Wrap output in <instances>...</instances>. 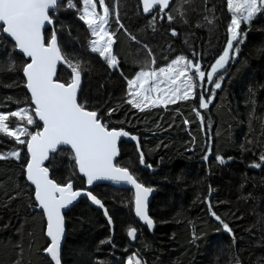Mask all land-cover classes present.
I'll list each match as a JSON object with an SVG mask.
<instances>
[{"label": "trees", "instance_id": "16d2710c", "mask_svg": "<svg viewBox=\"0 0 264 264\" xmlns=\"http://www.w3.org/2000/svg\"><path fill=\"white\" fill-rule=\"evenodd\" d=\"M123 1L120 28L116 0H104L111 8L117 68L91 51V31L80 19L82 0H71L75 7L64 1L52 18L63 55L82 62L79 103L97 111L109 129L141 139L147 166L156 172L142 170L137 148L127 143L121 145L117 166L157 191L150 207L156 227L150 232L138 223L133 191L94 188L114 229L103 213L82 200L65 217L63 264H128L133 258L140 264H264V11L240 24L243 42L234 44L238 51L207 109L199 107L197 95L141 110L129 103L133 90L128 81L142 70L167 67L180 56L209 71L227 49L232 15L227 0H174L170 9L150 17L144 15L140 0ZM165 13L174 19L169 21ZM25 63L0 33V112L29 109L36 123L19 125L41 131L25 89ZM10 64L14 70H7ZM70 78L61 68L57 80L67 84ZM17 121L9 116L5 123L15 130ZM14 149L20 150V160H0V264H51L44 256L49 246L46 222L43 214L34 212L35 191L26 180V146L0 132V154ZM48 168L57 184L71 180L76 190L86 189L71 151L54 155ZM224 224L232 236L223 232ZM130 228L138 233L135 244Z\"/></svg>", "mask_w": 264, "mask_h": 264}, {"label": "snow or ice", "instance_id": "6c2138e0", "mask_svg": "<svg viewBox=\"0 0 264 264\" xmlns=\"http://www.w3.org/2000/svg\"><path fill=\"white\" fill-rule=\"evenodd\" d=\"M59 2L60 0H0V22H2L0 23V33L13 38L16 47L31 58V62L25 63L21 71L26 77L25 86L30 90L31 101L35 105L31 111L39 117L40 121H43L42 131H29L26 126H17L15 130H10L5 123L9 116L18 118V125L21 121L26 125H33L36 123L33 114H30L29 109L26 108L9 114L0 113V132L14 138L17 143L25 145L27 152L31 154L30 162L26 164L27 178L35 185V199L47 216L46 234L50 237L51 242L45 251L50 255L54 264H61L60 245L65 230L64 216L61 210L81 196L80 190H72L71 180L61 186L49 179L48 169L42 167V162L48 158L49 152H55L59 145H70L71 149H74L79 172L87 177L88 184H92L95 180L108 179L117 182L125 181L134 185L135 213L148 226L153 225V220L147 212V199L152 188L137 182L127 168L116 167L113 164V159L118 154L117 141L120 137L129 136V133L122 129H109L107 123L102 122V118L98 117L97 111L88 110L85 104L78 103L77 93L81 83L80 66L82 62L74 58H66L62 54L55 31H52L47 38L44 35L45 25L52 23L50 11L54 14ZM99 3L103 6L102 15L96 11L95 0H82L83 11L80 19L85 21L91 30V35L98 37L90 42L91 51L98 53L109 66L116 68L118 59L116 55L112 54L115 32H109L105 28V25L109 23V8L105 5L104 0H99ZM227 3L229 10L233 13L229 27L231 40L227 43V50L207 73V81L214 83L216 89L221 88L219 81L223 79V74H216L228 62L229 50L238 51L233 48L232 41L243 42L242 33L239 31L241 20L250 22L257 12L264 11V0H227ZM143 5V11L146 13L153 8L159 12L169 8L170 0H143ZM68 7H75L71 0H68ZM115 15L118 19V13ZM165 15L169 21L174 19L170 13H165ZM120 28H123V25H120ZM118 30L116 29V31ZM173 34H175L174 30ZM58 63H63L70 70L71 78L67 84L54 79ZM152 63H155L154 58ZM189 67L195 69L199 81L205 80L206 73L201 70L199 63L194 64L186 57L180 56L173 60L168 67L159 68L158 73L155 70L140 71L134 79L128 81V84L130 88L137 86L141 90L144 89V84L148 83L149 78L156 80L157 88L159 84L165 83L163 78H166L171 84H175L177 79L186 76ZM14 69L15 65L10 64L7 70ZM213 76H216L215 81ZM186 79L187 84L182 92L180 86L168 89L175 99L193 98V93L197 88L195 78L188 76ZM141 81L143 82L141 83ZM139 95H141L139 91L133 93L134 97ZM200 96L199 107L207 109L214 94L210 92L207 100L204 99L203 93ZM147 99V96H143L139 102L132 100L129 103L143 110L142 104ZM169 102H175V100ZM153 103L155 102L153 101ZM197 115H200L199 112ZM200 119L203 120V117L201 116ZM21 136H27L29 139H21ZM132 139H136V137H132ZM9 158L19 160L20 150L14 149L7 154L0 155V160ZM260 160L264 161V154L260 156ZM220 162L223 163V160L220 159ZM141 163H143V153H141ZM253 166L261 167L260 164ZM85 195L96 205L104 207L102 202L91 192H86ZM105 214H107L106 209ZM212 215L220 220L215 212ZM109 221H111L110 217ZM223 226L229 232L231 231L227 224ZM128 235L135 239L136 229L130 228ZM128 264H140V261L133 258L128 261Z\"/></svg>", "mask_w": 264, "mask_h": 264}, {"label": "water", "instance_id": "95a60500", "mask_svg": "<svg viewBox=\"0 0 264 264\" xmlns=\"http://www.w3.org/2000/svg\"><path fill=\"white\" fill-rule=\"evenodd\" d=\"M64 1H66V0H60V2L58 3V7H59ZM173 1H174V0H170V5H169V8H168V9H170V7L172 6ZM140 2H141V6H142V11H143V7H144V5H143V0H140ZM58 7L56 8V10L58 9ZM157 7H158V6H157ZM168 9H162V11L165 12V11H167ZM56 10H55V11H56ZM155 12H156V8L151 9V10H150L149 12H147V13L143 11L144 15L147 16V17L152 16ZM50 15H52V12H51V11H50ZM0 23H2V22H0ZM43 31H44V35H45L46 31H55V33H56V37H57V42H58V45H59V40H58V35H57V32H56L55 21H54L53 18H52V23H51V24H46V25H45V29H44ZM4 35H5V37H6L8 40H10V41L16 46L15 41H14L13 38H11L10 36H8L7 34H4ZM46 42H47V40H46ZM59 46H60V45H59ZM60 49H61V48H60ZM16 52H17L18 55L23 56L28 62H31V58H29V57H27L26 55H24V54L22 53V51H20V50L18 49V47H16ZM61 52H62V51H61ZM62 54H63V53H62ZM61 68H65L68 72H70V70L66 67V65H64L63 63H58V64H57V69H56V76L54 77V79L57 80ZM23 75H24V74H23ZM24 79H25V81H26V77H25V76H24ZM82 88H83V76H82V73H81V83H80V88H79L78 93H77L78 103H79V96H80V93H81V91H82ZM25 89L27 90V92H28V94H29V96H30V98H31V92H30V90L27 89L26 86H25ZM32 105H33V109H34V107H35L34 102H32ZM98 117H100V114H99V113H98ZM36 118H37L38 123L42 126V130H43V121H40V120H39V117H37V116H36ZM102 122H103V120H102ZM42 130H41V131H42ZM123 131L128 132V131H126V130H123ZM128 133H129V132H128ZM132 137H136V139H132ZM123 143H127L128 145H132V146L136 147V148H137V151H138V154H139V156H140V159H141V153H143V147H142L141 139H140L139 136H136V135H133V134L129 133V136H126V137H120L119 140L117 141L118 154H117V156L113 159V164H114L116 167H118V166H117V161H118V160L120 159V157H121V145H122ZM61 150H68V151H71V152L73 153L74 157H75V151H74V149H71L70 145H59V146L57 147V149H56L55 152H51V151H50L49 154H48V158L42 162V167H46V168L48 169L49 179H52V180H53L52 175H51V172H50V170H49V168H48V164H49V162L51 161V158H52L54 155L58 154ZM26 151H27V148H26ZM27 154H28V162H30L31 154L28 153V152H27ZM75 161H76V159H75ZM76 166H77V169H78V172H79V167H78L77 162H76ZM141 168H142V170L147 171V172H148V171H149V172H152V173H155V172H156V170H154L151 166H150V167L147 166V162H146V160H145L144 153H143V163H141ZM24 170H25L26 180H27L28 184H29V185L34 189V191H35V185H34L30 180H28V178H27L26 168H25ZM129 173H130V171H129ZM130 174H131V173H130ZM79 175H80L82 178H84V179L86 180V182H87V177H86L83 173H80V172H79ZM131 175H132V174H131ZM132 176H133V175H132ZM133 177H134V176H133ZM134 178H135V177H134ZM137 182H138V181H137ZM72 184H73V183H72ZM61 186H63V185H61ZM100 186H109V187H112V188H115V189H119V190H131V191H133V193H134V199H135V187H134V185L129 184V183L125 182V181L117 182V181H112V180H108V179H99V180H95L92 184H88V183H87V187H86V189H85V190H80V191H81V196L77 197L76 200H74V201H73L71 204H69L66 208H64V209L61 210V211H62V214H63V216H64V229H65V230H64L63 237H62V239H61V245H60V260H61V264H63V262H62V254H63V249H64V246H65V243H66V240H67V229H66V218H65V217H66V215H67L72 209H74L77 205H79V203H80L82 200H86V201H88V202L90 203V205H91L92 208H94L95 210H97V211L103 213L104 216H105V218H106L107 221L109 222V225H110V227L112 228V231H113L114 228H113L112 222L109 221V215H108V213L105 214V209H106L105 206H104L103 208H101L99 205H96V204H95V203H94L89 197H87V196L85 195L86 192H91V193L95 196V194L93 193V189H94V188H97V187H100ZM72 190H73V191H77V190L75 189L74 184H73V189H72ZM156 195H157V191H156L155 189H152V192L149 193V195H148V199H147V212H148V216H149V217H150V207H151V205H152V203H153V200H154V198H155ZM34 199H35V196H34ZM97 199H99V198L97 197ZM99 200H100V199H99ZM100 201H101V200H100ZM101 202H102V201H101ZM102 204H103V202H102ZM35 205H36V206H35V208H34V212H38V213L43 214L44 219H45V222H46V232H47V216H46V213L43 211V209H42L41 207H39L38 201H36V199H35ZM103 205H104V204H103ZM134 205H135V203H134ZM134 214H135V217H136L138 223H139L143 228L149 230L150 232H153V231H154V229H155V227H156L154 221H153V225H152V226H148V225H147V224H146V223H145L140 217H138V216L136 215V213H135V206H134ZM150 218H151V217H150ZM151 219H152V218H151ZM228 228H229V227H228ZM223 232H224L227 236H229V237L232 236L231 231L229 232L228 229H225L224 227H223ZM46 239H47V241H48V243H49V245H50V242H51V241H50V237H48L47 234H46ZM137 239H138V233H137V231H136V238H135V239L131 238L132 243L135 244V243L137 242ZM44 256H46V257L48 258V260L51 262V264H54V261L51 260L50 255H49L46 251H45V253H44Z\"/></svg>", "mask_w": 264, "mask_h": 264}, {"label": "rangeland", "instance_id": "374dc122", "mask_svg": "<svg viewBox=\"0 0 264 264\" xmlns=\"http://www.w3.org/2000/svg\"><path fill=\"white\" fill-rule=\"evenodd\" d=\"M95 3H96V11H97V13L102 15L103 14V6L97 0H95ZM105 5L109 8L108 20L110 21L111 8H110V6L108 4H105ZM124 8H125L124 1L123 0H116V2H115V12L118 13V15L123 11ZM82 11H83V9H81L80 15L82 14ZM260 12H257L254 15L252 20H254L260 14ZM230 13H231V15H233V13L231 11H230ZM117 20L120 23V21L122 19L120 17H118ZM84 23H85V21H84ZM241 23L248 24L250 22H246L244 20H241ZM105 28H106V30L111 32V30H110L111 27H110L109 23L107 25H105ZM96 39H98V37L92 36V40H96ZM113 39H114V36H113ZM230 40H231V38H230ZM232 43H233V48H234V44L236 43V41H232ZM112 50H113V45H112ZM229 51H230V56H229L228 62L225 64V67L223 69H220L218 71V73L216 75L222 74L226 70V68L229 66V64L231 63L232 54H233L234 51L233 50H229ZM94 54L99 55L98 53H95V52H94ZM101 58H103V57H101ZM199 65H200V68H201L202 65L200 63H199ZM176 67H179V66H176ZM154 70L157 71V73H158V69L157 68H153L151 70H144V71H154ZM210 71H211V69L209 71H205L206 77H205V80L202 82V81H199L198 74L195 72V69L192 68V67H189L187 69L186 76L185 77H180L179 79H177L175 84H171L170 82L167 81L166 78L162 77L163 79H165V83L159 84L158 88L156 87V80L154 78H149L148 83L144 84V89L143 90L139 89L137 86H132L133 93L139 91V92H141V95L134 97L133 94H132L131 98H132V100H135V102H139L143 98V96H147L148 99L144 101V103L142 104V107H145L144 105H147V106L148 105H154V106L166 107L167 105L178 103V102L183 101V100L175 99V97L171 96V93L168 91V89L169 88H175L176 86H180L181 92H182L184 90V88L186 87V84H187L186 77L193 76L195 78V82L197 84V88H196L195 92L193 93V98H195L197 95H200L201 93H203L204 99L207 100L210 91H212L214 96H213V99L211 100V103L209 104V105H211L213 103V101H214L216 92L219 91L221 88L216 89L214 87V83H209L207 81V73H209ZM173 75H175V74H173ZM215 79H216V76H213V80L214 81H215ZM142 82L143 81H141V83ZM219 82L221 83V87H222V81H219ZM149 89H152V90H149ZM177 95H180V93H177ZM190 99H192V98H190ZM170 100H175V102H169ZM153 101L155 103H153ZM18 126H20V125H18ZM20 127H22V126H20ZM21 139H24V136H21ZM7 153H9V152H5L4 154H7ZM4 154H0V155H4ZM21 157L22 156H21V153H20V159H21ZM9 159H15V158H9ZM15 160H17V159H15Z\"/></svg>", "mask_w": 264, "mask_h": 264}, {"label": "bare ground", "instance_id": "6f19581e", "mask_svg": "<svg viewBox=\"0 0 264 264\" xmlns=\"http://www.w3.org/2000/svg\"><path fill=\"white\" fill-rule=\"evenodd\" d=\"M213 194V193H212Z\"/></svg>", "mask_w": 264, "mask_h": 264}]
</instances>
